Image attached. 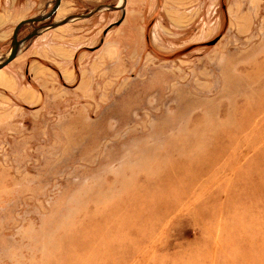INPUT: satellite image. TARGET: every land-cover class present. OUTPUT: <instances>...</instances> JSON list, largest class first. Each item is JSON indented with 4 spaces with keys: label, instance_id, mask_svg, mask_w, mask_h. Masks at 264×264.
<instances>
[{
    "label": "rangeland",
    "instance_id": "1",
    "mask_svg": "<svg viewBox=\"0 0 264 264\" xmlns=\"http://www.w3.org/2000/svg\"><path fill=\"white\" fill-rule=\"evenodd\" d=\"M121 1L63 0L35 27ZM163 7L48 32L85 45L74 82L48 65L37 84L31 42L10 64L42 101L0 92V264H264V0Z\"/></svg>",
    "mask_w": 264,
    "mask_h": 264
},
{
    "label": "crops",
    "instance_id": "2",
    "mask_svg": "<svg viewBox=\"0 0 264 264\" xmlns=\"http://www.w3.org/2000/svg\"><path fill=\"white\" fill-rule=\"evenodd\" d=\"M37 1L0 0V43L11 41L14 28L22 20L30 18L29 15L32 9L35 8ZM168 1L173 6H169L166 9V0H164V7L162 8L163 16L166 18L167 13L168 17L175 20L176 23H182V19L185 18V12L181 11L182 5L188 2L195 3L198 0ZM51 2L48 1V5ZM52 31L91 30L68 29L63 26ZM50 34L52 33H46L39 37L38 41H33L24 54L25 60L32 59V62L29 64L31 74H34L35 82L41 84L45 82V77L50 79L54 74V70L48 66L51 65L57 68L63 79H69L68 82H74L76 77L74 75L73 63L76 58V53L86 47L81 43V39L79 38L57 33H54V35ZM9 66L0 71V92L14 95L16 99L23 103L40 104L42 101L40 92L35 87L26 83L25 80L23 81L22 75L20 74L21 70L11 71L8 69ZM37 80L39 81L37 82Z\"/></svg>",
    "mask_w": 264,
    "mask_h": 264
},
{
    "label": "water",
    "instance_id": "3",
    "mask_svg": "<svg viewBox=\"0 0 264 264\" xmlns=\"http://www.w3.org/2000/svg\"><path fill=\"white\" fill-rule=\"evenodd\" d=\"M62 1L63 0H54L52 2L53 7L49 13L40 14V15H37V16L32 17V18L24 19L16 25V27L13 30V34H12L11 47L5 55L0 57V71L7 68L10 64H12L22 53L24 46L26 44H28L29 42L32 43L35 38L43 36L44 34L50 32L52 30H55L57 28H60V27H63V26L69 25V24H72L74 22L89 20L92 17H94L95 15H97L103 11L123 12L124 13V11L126 10V7H127V3H128V0H122L121 4L118 6L99 5L96 8L92 9L87 14L70 15V16H67V17L60 19L58 21H54L48 25L46 24V25L39 27V28L35 27L36 24H42V23H45V22L52 20L55 17V15L57 14V12L59 11V9L62 5ZM121 23H122V20L111 25L108 29L105 30L106 33H107V31H110L112 28L120 26ZM26 26H32L33 31L30 32L27 37L20 40L19 39L20 32ZM215 43L216 42L210 43V45H214Z\"/></svg>",
    "mask_w": 264,
    "mask_h": 264
}]
</instances>
